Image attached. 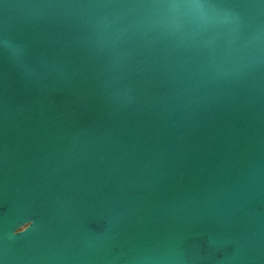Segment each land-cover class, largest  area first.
I'll use <instances>...</instances> for the list:
<instances>
[{
  "label": "water",
  "instance_id": "obj_1",
  "mask_svg": "<svg viewBox=\"0 0 264 264\" xmlns=\"http://www.w3.org/2000/svg\"><path fill=\"white\" fill-rule=\"evenodd\" d=\"M0 264H264V0H0Z\"/></svg>",
  "mask_w": 264,
  "mask_h": 264
}]
</instances>
